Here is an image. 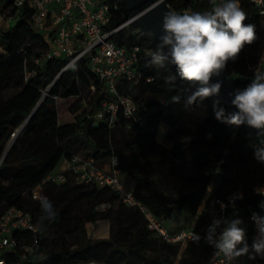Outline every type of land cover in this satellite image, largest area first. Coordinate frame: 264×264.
I'll return each mask as SVG.
<instances>
[{"label":"trees","instance_id":"1","mask_svg":"<svg viewBox=\"0 0 264 264\" xmlns=\"http://www.w3.org/2000/svg\"><path fill=\"white\" fill-rule=\"evenodd\" d=\"M13 1V0H11ZM219 0H215L218 4ZM110 27H116L130 19V10L124 0H108ZM174 12L183 9L210 11L213 0H166ZM246 12V24L255 26L256 39L245 45L236 60H229L223 73L236 80L238 89L251 83L256 73H264V19L249 0H240ZM32 11L23 9L20 21L9 31L0 28V159L12 134L26 121L25 131L5 155L0 165V214L15 206L30 212L38 224L37 245L32 253H25L23 246L32 245L35 236L25 230H17L14 238L19 246L14 250H2L4 264H77L97 261L104 264H207L211 248L206 241L207 228L214 219L224 221L239 217L245 229L249 245L254 233L251 212L256 209L264 216L259 204L264 196L254 194V188L264 181V166L256 158L250 142L253 134L245 125L220 123L215 119L213 105L226 106L215 96L202 103L185 107V99L200 84L182 80L177 76L176 85H169L165 77L175 74L172 65L160 68L151 64L152 53L146 47L155 45L143 34L135 22L121 30L115 41L127 48L139 46L138 68L144 78L137 85L121 81V93L132 96L143 104L142 125L128 120L121 112L113 128L107 119L94 120L102 98L90 101V108H83L84 99L91 94L90 86L100 88V82L85 62L77 69L64 72L53 84L49 94L44 91L60 73L62 59H54L43 66L34 63L47 45L32 27ZM35 74L25 80V72ZM150 79V80H147ZM16 91L11 97L6 93ZM179 96L180 102L172 101ZM65 113L75 115V120L61 123ZM169 126L167 139L171 148L165 149L171 157L169 166L158 161L162 148L156 142L159 126ZM77 135H85L93 152L91 157L105 160L119 157L124 174L135 183L136 197L147 205L156 216L163 219L171 232L193 229L203 236L199 244H170L161 241L147 228L140 212L120 202L111 189L96 185H80L71 179L64 184H46L43 197L52 201L57 216L54 221L39 222L40 203L32 199L31 190L73 154L68 144ZM160 136H162L160 134ZM163 137V136H162ZM136 145V147H134ZM154 151V152H153ZM177 164L191 169L190 189L181 187L176 176ZM254 178L251 192L244 191V198L233 207L224 210L217 200L242 190L238 188L244 171ZM166 179L175 189L167 193L152 172ZM210 189V191H209ZM111 203L106 211L97 206ZM119 225L117 233L108 239H86V223L113 219ZM124 224H129L124 226ZM221 229H217L216 236ZM78 238L75 247L66 245L67 237ZM62 242L60 248L44 250V241ZM82 238V239H81Z\"/></svg>","mask_w":264,"mask_h":264},{"label":"built area","instance_id":"2","mask_svg":"<svg viewBox=\"0 0 264 264\" xmlns=\"http://www.w3.org/2000/svg\"><path fill=\"white\" fill-rule=\"evenodd\" d=\"M249 1L264 19V0ZM220 2L221 0L218 1V4ZM23 9L32 11V27L36 33L41 35V39L47 45V49L34 59V63L43 66L57 58L64 61L60 73L44 91V96L49 94L53 84L64 72L77 69L82 62H85L98 77L100 88L91 84V94L84 99L83 108H90V101L99 96L102 98L101 107L94 115L95 121L107 119L110 128H113L121 112L128 120L142 125V113L146 108L132 96L123 94L119 90L121 81L137 85L144 78L138 68L140 47L127 48L119 45L114 39L121 30L134 22L132 18L111 28L108 0H0V27L11 28V22L17 15H21ZM185 11H192V9H183L179 13ZM4 51L0 42V53H4ZM34 74V71H26L25 80L28 81ZM24 124L12 134L10 143L22 134L20 132ZM250 145L256 152L259 145L255 136H253ZM5 153L0 159V165ZM260 162L264 166V161ZM124 176L121 161L116 155L105 160H97L91 156L73 155L71 159L62 162L59 170L50 172L40 184L31 190L30 195L33 200L39 202L44 199L46 184L61 185L70 179L80 185L107 187L119 196L121 203L138 210L143 216L147 228L161 241L187 245L188 243L199 244L203 240V236L193 229L171 232L163 219L156 216L142 200L136 197L134 189L124 182ZM256 188H264V181L254 190ZM253 192L257 194L255 191ZM241 194L244 198V191L237 190L228 196L227 200L218 199L217 203L220 207L226 206L221 207L222 210L233 207L237 201L243 199ZM111 207V203H102L97 206V210L106 211ZM253 214L262 216L259 210L254 209L251 212L250 217L254 229L252 242L258 235L257 226L252 220ZM17 230H25L35 236L32 245L23 246L25 253L34 251L37 245L36 236L39 232L34 216L15 206L9 207L0 214V264L5 263L1 257L2 250H14L19 246L18 240L14 238V233ZM192 233L200 235L199 242L193 241ZM218 236L214 239H218ZM209 246L211 254L207 264H227L223 256L213 259L215 249L213 245L209 244ZM232 264H264V259L257 257L256 260H249L247 256H242Z\"/></svg>","mask_w":264,"mask_h":264},{"label":"clouds","instance_id":"3","mask_svg":"<svg viewBox=\"0 0 264 264\" xmlns=\"http://www.w3.org/2000/svg\"><path fill=\"white\" fill-rule=\"evenodd\" d=\"M213 3L214 7L210 11L165 13L161 32L155 37L151 64L160 68L170 64L176 70L175 74L164 78L165 82L175 86L179 76L182 80L201 85L187 95L185 107L202 103L210 96H219L222 82L213 83L212 78L220 76L227 62L236 60L245 45H251L256 39L255 26L245 23L247 15L240 0H221L219 4L213 0ZM229 96L232 97L231 105L237 111L227 112L225 108L214 104L215 119L220 123L236 126L246 124L255 129L259 145L255 156L264 161V73H256L250 84L243 89H236ZM180 99L179 96L172 97L175 103H179ZM254 191L264 196V188ZM39 203L42 213L39 222L54 221L57 212L52 201L45 198ZM259 207L264 210V200ZM252 220L257 226L258 235L249 245L245 229L241 227L243 221L239 217L224 221L223 228L222 221L214 219L206 231V241L215 249L213 259L223 256L227 264H232L242 256H247L249 260H256L257 257L264 259V216L253 214ZM217 229L221 230L218 239H214ZM191 238L199 242L200 235L192 233Z\"/></svg>","mask_w":264,"mask_h":264},{"label":"rangeland","instance_id":"4","mask_svg":"<svg viewBox=\"0 0 264 264\" xmlns=\"http://www.w3.org/2000/svg\"><path fill=\"white\" fill-rule=\"evenodd\" d=\"M20 16L17 15L14 20L11 22V28L16 25L19 21H20ZM130 27V26H129ZM128 27V28H129ZM3 29L4 32L9 31L11 28H5V27H0ZM145 51L148 53H152L153 52V48L151 47H146ZM263 65H264V60H263ZM16 91H10L6 93L7 97H11L12 95L15 94ZM49 93V92H48ZM75 120V115L71 114V113H65L60 117V122L63 123H69V122H73ZM168 126V125H167ZM167 126H165L164 124H160L159 126V132L157 134V138H156V142L159 143V145L162 147L160 149H155V152H159V157H158V161H161V163H163L166 166H169V164L171 163V157L170 155L166 152L165 149H169L171 148V143L169 142V140L167 139V133L168 130H170L169 126L167 128ZM160 134L163 136H160ZM18 138V137H17ZM17 138H15V140L13 141L12 145L9 148L10 149L13 147V145L15 144ZM11 142V140H9L5 147H4V151H3V155L6 152V150L8 149L7 147H9V143ZM68 147L70 149V151L75 154V155H79V156H89L91 155L93 152V149L90 145V143L87 140V137L85 135H77L75 136L72 141L68 144ZM134 147H136V145H134ZM153 151V152H154ZM2 155V156H3ZM62 164V163H61ZM178 166V170L176 171V176L179 179V183L181 185L182 188H184L185 190L190 189V182H189V177H191V169L189 166H187L186 164H177ZM61 167V165L59 167H57V170H59ZM152 178L155 179L156 181L159 182V184L161 185V187L169 194H175L176 191L175 189L172 187L171 183H169L168 180L163 179L161 180V178L159 177V174L155 171L152 172ZM124 182H126L125 180H129V178L125 175L123 177ZM126 184L128 185V183L126 182ZM136 185V183H135ZM255 186V182H254V178L250 175H248L245 170L242 171V175L239 179V185L238 188L242 189L243 191H247V192H251L252 189ZM135 188V186H134ZM133 188V189H134ZM129 224H124V226H127ZM85 238L86 239H93V240H97V239H108L110 238L113 234L117 233L119 230V225L116 223L115 218L113 219H106V220H100L96 223H86L85 225ZM82 239V238H81ZM78 238H75L74 236H68L67 237V243L66 245L69 247H75L76 243H77ZM44 250H49L52 249L53 247L56 248H60L61 246H63L62 242H53L52 239L50 237H47V239L44 241ZM181 257V253L179 254L175 264H178V260ZM93 262H95L96 264H104V263H100L97 261H90L87 263H77V264H92Z\"/></svg>","mask_w":264,"mask_h":264},{"label":"water","instance_id":"5","mask_svg":"<svg viewBox=\"0 0 264 264\" xmlns=\"http://www.w3.org/2000/svg\"><path fill=\"white\" fill-rule=\"evenodd\" d=\"M130 10V18L134 20L136 25L141 29L143 34L156 45L155 37L160 34L162 29V21L165 13L173 11L167 4L166 0H124ZM174 12V11H173ZM175 69V66H173ZM222 82V87L219 96H215L227 108L229 112L237 111L231 105L230 100L232 97L229 93H234L237 88L236 80L227 77L223 72L218 77H213L211 82ZM47 95L43 97L45 99ZM247 129L256 137L255 129L248 127ZM7 153V152H6ZM5 153V155H6Z\"/></svg>","mask_w":264,"mask_h":264},{"label":"crops","instance_id":"6","mask_svg":"<svg viewBox=\"0 0 264 264\" xmlns=\"http://www.w3.org/2000/svg\"><path fill=\"white\" fill-rule=\"evenodd\" d=\"M162 124H164V123H162ZM165 126H167L166 124H164ZM167 128H168V126H167ZM169 131V130H168ZM128 177V176H127ZM129 178V177H128ZM127 183H128V186L129 187H131V188H134V186H135V182L131 179V178H129V180H125Z\"/></svg>","mask_w":264,"mask_h":264},{"label":"bare ground","instance_id":"7","mask_svg":"<svg viewBox=\"0 0 264 264\" xmlns=\"http://www.w3.org/2000/svg\"><path fill=\"white\" fill-rule=\"evenodd\" d=\"M27 124H28V122L26 121L25 124H24V127H23V129L21 130L20 133H23V132L25 131ZM10 140H11V139H10ZM12 143H13V141H12ZM12 143H10V145H8L9 147H7L8 149L6 150V152L9 151V148H10V146L12 145ZM6 154H7V153H6ZM92 264H96V263L93 262Z\"/></svg>","mask_w":264,"mask_h":264}]
</instances>
